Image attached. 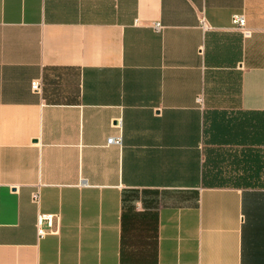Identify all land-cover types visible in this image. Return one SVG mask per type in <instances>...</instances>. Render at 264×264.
<instances>
[{
  "label": "crops",
  "instance_id": "0c3cea01",
  "mask_svg": "<svg viewBox=\"0 0 264 264\" xmlns=\"http://www.w3.org/2000/svg\"><path fill=\"white\" fill-rule=\"evenodd\" d=\"M0 264H264V0H0Z\"/></svg>",
  "mask_w": 264,
  "mask_h": 264
},
{
  "label": "built area",
  "instance_id": "2783aa9c",
  "mask_svg": "<svg viewBox=\"0 0 264 264\" xmlns=\"http://www.w3.org/2000/svg\"><path fill=\"white\" fill-rule=\"evenodd\" d=\"M231 21L234 24V26L243 34V35H249L250 31L249 29L246 27V22H245V18L242 14H233L231 16ZM198 25L202 30H207L210 28L209 23L207 22L203 12H200L199 18H198ZM154 27L157 30H160L162 25L160 22H155L154 23ZM30 89L36 93H40L41 91V81L40 79H32L30 81ZM198 102L201 101V95H199L197 97ZM106 143L107 144H116L119 145L121 143V136L120 134L118 135H110L107 137L106 139ZM31 198L33 201L38 202L39 200V191L38 189H36L35 191H33L31 193ZM44 216L45 218L49 217V215H41ZM41 216L38 217V221L41 219ZM38 234L41 235L42 231L37 228Z\"/></svg>",
  "mask_w": 264,
  "mask_h": 264
}]
</instances>
